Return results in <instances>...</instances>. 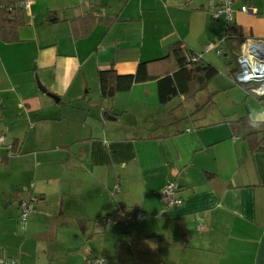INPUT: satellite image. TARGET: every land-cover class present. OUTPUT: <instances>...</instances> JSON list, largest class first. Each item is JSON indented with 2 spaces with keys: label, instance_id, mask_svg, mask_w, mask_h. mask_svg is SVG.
Returning <instances> with one entry per match:
<instances>
[{
  "label": "crops",
  "instance_id": "1",
  "mask_svg": "<svg viewBox=\"0 0 264 264\" xmlns=\"http://www.w3.org/2000/svg\"><path fill=\"white\" fill-rule=\"evenodd\" d=\"M233 8L241 35L264 39V0H233ZM21 11L16 38L0 39V133L17 149L1 150L0 256L17 264H264V124H230L249 120L250 104L264 105L228 75L226 41L221 55L203 53L218 73L189 97L190 112L167 106L173 97L159 102L157 77L107 98L98 90V70L129 74L147 62L161 77L173 68L162 59L168 46L196 53L215 41L225 25L206 1L30 0ZM87 92L102 103L90 122ZM203 105L211 112L199 114ZM72 106H87L77 121L62 111ZM254 130L258 149L243 137ZM168 178L181 203L163 208ZM22 200L34 204L23 231ZM135 206L141 219L126 223Z\"/></svg>",
  "mask_w": 264,
  "mask_h": 264
},
{
  "label": "trees",
  "instance_id": "2",
  "mask_svg": "<svg viewBox=\"0 0 264 264\" xmlns=\"http://www.w3.org/2000/svg\"><path fill=\"white\" fill-rule=\"evenodd\" d=\"M20 1L21 0H0L1 40L10 41L16 38V29L23 23V15L21 7L19 6ZM224 25L223 31L218 36L217 40L219 42L223 40L226 41V55L232 64L228 75L231 77L232 81L237 84L234 81V74L237 71L236 58L245 37L241 35L233 20L224 22ZM219 48L222 54L223 47L220 46ZM194 54L195 52L187 49L186 45L181 42H176L168 46L166 55L162 59L170 60L173 68L161 77L149 75L147 72V62L139 63L136 71L129 74H117L111 67L106 70H98L97 82L99 94L102 98H107L108 89L110 87L115 91H124L129 89L134 82L145 81L152 77H157V94L159 102H166L169 97L177 95L192 96L194 92L205 88L206 84L218 73L217 67L211 63L203 62L202 59L192 61L191 58ZM196 66H199L198 69ZM256 98L264 105V97L259 96ZM230 124L239 126L243 131L253 128L250 126L249 120L244 117H240L235 121H230ZM256 134L257 131L254 130L243 135V137L249 141L250 149H258L261 147ZM9 149L13 152L17 151L13 144L10 145Z\"/></svg>",
  "mask_w": 264,
  "mask_h": 264
},
{
  "label": "built area",
  "instance_id": "3",
  "mask_svg": "<svg viewBox=\"0 0 264 264\" xmlns=\"http://www.w3.org/2000/svg\"><path fill=\"white\" fill-rule=\"evenodd\" d=\"M207 11L214 20H222L223 22H230L233 20L235 9L233 8V0H205ZM30 0H21L20 7L27 9ZM241 12L255 13L253 7L241 5L239 7ZM219 41L216 39L205 45L201 51L196 52L191 60L197 61L202 59L203 53L213 51L217 55H221V49L217 46ZM237 71L234 74V81L238 85L246 88V91L255 96L264 97V39L259 38H244L239 53L236 58ZM10 148L9 144H5V136L0 133V158L3 147ZM114 191H119V186L114 185ZM178 185L174 179H167L163 188L161 200L163 208L175 206L181 203V197L177 195ZM34 210V204L29 200H22L17 205V224L20 230H24L27 223V217L31 211ZM142 217L140 206H135L134 209L125 214L124 220L126 223L138 221ZM201 221V216L197 217ZM105 224L113 222L112 218L104 217ZM197 229L203 228L199 222L196 225ZM90 264H105L103 258H93L88 261ZM0 264H17V261L11 257L0 256Z\"/></svg>",
  "mask_w": 264,
  "mask_h": 264
},
{
  "label": "rangeland",
  "instance_id": "4",
  "mask_svg": "<svg viewBox=\"0 0 264 264\" xmlns=\"http://www.w3.org/2000/svg\"><path fill=\"white\" fill-rule=\"evenodd\" d=\"M85 95H86V98H89V99L92 98L91 100H88L89 101V105H90L89 109L91 110V113L88 115L87 119H88V122H90V115H92L94 118L98 117L97 116V114H99L98 110H100L99 106L102 103L100 102V99L98 97H97L96 100H93V97H95V96H94V94L92 92H87ZM189 97H191V96H184L185 100L182 101L183 98H180L179 96H175V97H173L171 99V101L169 100L170 103H168L167 106L171 107V105H172L174 107L173 109H175L176 107L179 108V106H180V108H182V109H178L177 108L178 109L177 112H179V113L181 112L180 110L190 112V111L193 110V105H191L192 104V99H190ZM207 97H208V94H207L206 91H200V93H197L195 98H196V100H200L202 102ZM211 108H212L211 105H205V106L203 105L198 113L199 114H202L204 112L205 113H209V112H211ZM82 109H83L82 113H81V109L79 107H73V106L72 107H63L62 111L65 112V113L66 112L70 113L72 115V117L77 121L78 119H76V118L78 117L79 114L81 115V117L84 116V114H85L84 109L86 110L87 106H83Z\"/></svg>",
  "mask_w": 264,
  "mask_h": 264
},
{
  "label": "clouds",
  "instance_id": "5",
  "mask_svg": "<svg viewBox=\"0 0 264 264\" xmlns=\"http://www.w3.org/2000/svg\"><path fill=\"white\" fill-rule=\"evenodd\" d=\"M249 124L253 128H260L264 124V107L249 105Z\"/></svg>",
  "mask_w": 264,
  "mask_h": 264
},
{
  "label": "water",
  "instance_id": "6",
  "mask_svg": "<svg viewBox=\"0 0 264 264\" xmlns=\"http://www.w3.org/2000/svg\"><path fill=\"white\" fill-rule=\"evenodd\" d=\"M228 63H230V60L228 61ZM198 67L199 66H196V68L198 69ZM37 85H38V88L40 89V90H44V88L39 84V82L37 83ZM112 93H113V89H112V87H110L109 89H108V96H110V95H112ZM55 100H57V98L55 97V96H52ZM111 118H113V116H110Z\"/></svg>",
  "mask_w": 264,
  "mask_h": 264
}]
</instances>
